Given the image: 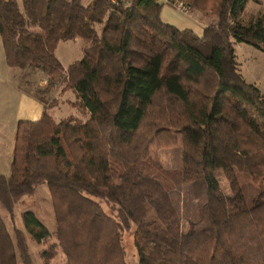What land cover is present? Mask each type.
<instances>
[{
	"label": "trees",
	"instance_id": "trees-1",
	"mask_svg": "<svg viewBox=\"0 0 264 264\" xmlns=\"http://www.w3.org/2000/svg\"><path fill=\"white\" fill-rule=\"evenodd\" d=\"M182 1L216 22L201 35L179 29L161 20L158 0H0L7 66L63 82L87 115L55 121L45 107L37 121L17 122L0 204L13 222L21 198L46 184L55 230L26 211L11 234L0 216V264H32L26 236L47 246L45 264L57 248L67 264H127L121 234L131 226L137 264H264V94L240 73L234 48L264 52V9L244 16L264 0ZM78 37L82 56L64 68L57 45ZM178 135L181 169L169 189L146 165H160L158 150ZM240 172L258 187L252 206ZM186 182L198 203L183 231ZM122 189L144 201L128 203L135 196Z\"/></svg>",
	"mask_w": 264,
	"mask_h": 264
},
{
	"label": "rangeland",
	"instance_id": "rangeland-1",
	"mask_svg": "<svg viewBox=\"0 0 264 264\" xmlns=\"http://www.w3.org/2000/svg\"><path fill=\"white\" fill-rule=\"evenodd\" d=\"M89 1L90 0H81V3L84 5ZM179 1L183 2L182 0ZM162 7H168L173 10L177 9L170 3H164ZM261 8L264 9V4L257 5L254 2L250 1L246 4L244 16L254 14L258 11V9ZM177 11L180 10L177 9ZM180 12L183 13L182 11ZM194 12L195 15L199 17V19L197 18L196 20L197 23H199L200 21V23L204 22L207 25L208 23L216 22V19L213 18L210 20V18H205L199 11L191 10L190 7L189 12L183 14L186 16L189 15V17H191L192 15L190 14ZM169 24L174 25L172 23ZM204 26L205 25H202L201 33L203 32ZM99 27L100 26L98 24H95V28L97 29V31L99 30ZM177 28H185L191 30L190 28H186L185 26ZM85 44L86 42L80 37L75 39H62L57 45L55 55L62 64V66L67 67L73 60L81 58L82 48ZM234 48L240 73L247 82L256 84L262 94H264V52L246 43H235ZM1 61L5 63V56L0 37V73L5 74V69H8L9 66H4L2 63L3 66L1 69ZM15 71H17V73H20L19 69H16ZM33 78L34 80L32 84L29 83L27 85L25 81L26 78L21 79L20 83L24 88L25 86H32L31 88L33 89V93L44 100L46 104L45 107L47 108L48 112L52 113L51 116L54 118L55 121L65 118L68 115H73L80 120H84L87 117V115L81 113L76 106H73L72 103L73 101H75L74 92L72 90H63V82L60 81L55 84L48 85L46 83L47 77L44 76L42 73H37L36 77ZM9 100L10 102H12L11 97L9 98ZM178 136L179 138L176 145L171 147L160 148L158 150V158L160 161V165H146V168L148 169L147 173L150 176L154 177L156 180L160 181L162 184L165 185V187L169 189L177 186L178 178L176 177V173L180 172L181 169L182 144L181 137L180 135ZM239 176L240 186L242 193L245 197V201L249 206H252L254 199L258 193V187L252 182L248 173L240 172ZM215 178L218 181L219 188L222 193L225 195H229V184L221 169L215 171ZM181 189V212L183 215L181 221V229L185 231L188 227V220L193 219L196 216L198 200L195 199L191 194L190 182L183 183ZM131 192L132 191H129L126 194L125 189H122V194H126L124 197L130 198L135 196V192H132L133 195H131ZM134 198V201L128 203H137L144 201L143 196L141 194H137ZM99 202L106 213L111 215L113 214L110 209V205H107L103 200H99ZM26 211L33 212L34 215L39 219V221L49 230V232H54L55 219L53 215L51 198L49 196L46 184L39 185L33 195H26L21 198V200L15 205L13 211V222L10 221L8 213L0 204V216L3 218L11 234H13L14 226L18 228L23 227L21 215ZM206 226H208L207 220H205L200 227L204 228ZM134 229L135 227L131 226V228L129 229H124L121 234V244L124 249L125 260L127 264H137V254L133 240ZM26 240L32 264H45V258H43L42 253L47 246L43 243L36 242L29 236H26ZM53 240L54 237H51L50 241ZM17 264L23 263L18 260ZM47 264H67L66 256L63 254L60 248H57V250L54 252V255L48 261Z\"/></svg>",
	"mask_w": 264,
	"mask_h": 264
},
{
	"label": "crops",
	"instance_id": "crops-1",
	"mask_svg": "<svg viewBox=\"0 0 264 264\" xmlns=\"http://www.w3.org/2000/svg\"><path fill=\"white\" fill-rule=\"evenodd\" d=\"M190 15L192 16H186L177 9L168 7H162L160 10V18L163 22L172 23L177 27H188L197 35H201L202 25L205 23L196 22L199 17L195 15V12ZM2 63L3 61H1V69L3 65L7 66L6 62L3 65ZM5 70V74L0 73V174L2 175H8L10 172L17 122L19 120L37 121L45 108V104L33 93L32 86L24 88L21 85L20 81L23 79L21 71L17 73L16 68L11 67ZM37 73L42 72H32L26 76L27 85L32 84L33 77H36ZM10 97L12 102L9 100Z\"/></svg>",
	"mask_w": 264,
	"mask_h": 264
},
{
	"label": "built area",
	"instance_id": "built-area-1",
	"mask_svg": "<svg viewBox=\"0 0 264 264\" xmlns=\"http://www.w3.org/2000/svg\"><path fill=\"white\" fill-rule=\"evenodd\" d=\"M158 1L162 2L163 4L164 3H170V4H172V6H174L178 10L182 11L183 13L189 12V6L186 3L181 2L179 0H158Z\"/></svg>",
	"mask_w": 264,
	"mask_h": 264
}]
</instances>
